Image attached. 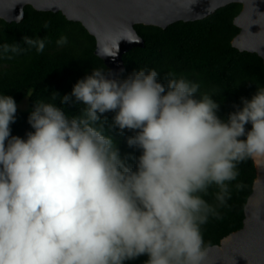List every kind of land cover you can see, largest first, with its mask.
Wrapping results in <instances>:
<instances>
[{
	"label": "clouds",
	"instance_id": "1",
	"mask_svg": "<svg viewBox=\"0 0 264 264\" xmlns=\"http://www.w3.org/2000/svg\"><path fill=\"white\" fill-rule=\"evenodd\" d=\"M22 39L43 52L44 38ZM118 50L119 40L104 52L114 59ZM22 51L0 45L8 59ZM53 93L59 104L35 102L25 138L11 134L16 101L0 95V264H127L144 255V264H207L203 226L222 219L233 188L246 187L239 166L264 160V86L226 118L215 89L155 69L118 79L97 67L71 93ZM113 129L133 133L134 168Z\"/></svg>",
	"mask_w": 264,
	"mask_h": 264
},
{
	"label": "trees",
	"instance_id": "2",
	"mask_svg": "<svg viewBox=\"0 0 264 264\" xmlns=\"http://www.w3.org/2000/svg\"><path fill=\"white\" fill-rule=\"evenodd\" d=\"M243 8L232 3L218 9L202 20L176 22L166 29L138 24V34L145 40L144 47H135L124 54L125 70L118 79L126 78L133 70L155 69L163 78L168 73L186 77L200 84L201 91L215 89V99L221 103L218 115L226 118L240 105L241 97L251 99L257 84L264 86V60L257 53L242 52L232 45L240 28L234 23ZM47 25V28H45ZM44 38L45 48L37 53L34 47L24 43L23 37ZM67 42L58 45L60 37ZM18 44L23 50L11 59L0 56V95H10L19 104L28 98L29 108L17 109L16 121L11 125L12 135L26 137L31 129L28 117L34 103L52 101L53 91L60 95L69 94L73 85L90 74L93 68H102L109 73L104 61L95 54L96 39L79 22L68 20L61 12L38 11L25 7L20 22L8 23L0 19V45ZM70 114L79 107L65 106ZM111 120L113 113H106ZM248 129L251 125L246 126ZM118 140L121 156L135 167L139 150L128 147L126 140L133 135L113 129L111 133ZM237 182L246 187L237 191L233 188L232 198L226 208L220 209L222 219H210L203 226L202 234L209 246L220 244L221 240L244 225L245 206L253 191L256 166L250 160L239 166ZM235 183V182H234ZM211 199V198H210ZM147 256H141L127 264H144Z\"/></svg>",
	"mask_w": 264,
	"mask_h": 264
},
{
	"label": "water",
	"instance_id": "3",
	"mask_svg": "<svg viewBox=\"0 0 264 264\" xmlns=\"http://www.w3.org/2000/svg\"><path fill=\"white\" fill-rule=\"evenodd\" d=\"M232 3L243 8L234 23L240 28L232 45L242 52L257 53L264 60V0H0V19L12 23L24 18L25 7L61 12L68 20L81 23L96 39L95 54L118 78L125 70L123 56L144 47L138 24L166 29L179 22L205 19ZM115 58L104 49H114ZM253 191L245 206L243 227L208 247L207 264H264V160L256 164Z\"/></svg>",
	"mask_w": 264,
	"mask_h": 264
},
{
	"label": "rangeland",
	"instance_id": "4",
	"mask_svg": "<svg viewBox=\"0 0 264 264\" xmlns=\"http://www.w3.org/2000/svg\"><path fill=\"white\" fill-rule=\"evenodd\" d=\"M28 108H29L28 98H25L23 101H21L19 104H17V109L26 110Z\"/></svg>",
	"mask_w": 264,
	"mask_h": 264
}]
</instances>
